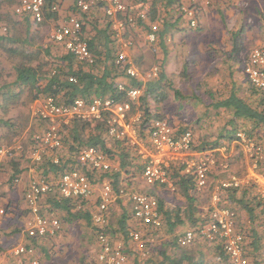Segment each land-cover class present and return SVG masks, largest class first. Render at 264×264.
I'll list each match as a JSON object with an SVG mask.
<instances>
[{
    "label": "built area",
    "instance_id": "built-area-1",
    "mask_svg": "<svg viewBox=\"0 0 264 264\" xmlns=\"http://www.w3.org/2000/svg\"><path fill=\"white\" fill-rule=\"evenodd\" d=\"M148 1L150 0H76L74 9L53 28L52 40L60 44L66 52L74 54L79 61L93 63L95 56L82 32L83 22L80 15L101 8L111 21L112 35L119 45L116 63L125 69L127 75L145 80L130 55L133 40L128 38L127 34L131 28L139 25V18H148L146 11L134 13L130 11V7ZM60 4L61 0H58L52 5L51 10L60 11ZM209 4L210 0H189L188 4L183 3L180 10L183 13L184 23L192 29L199 27L202 22V8ZM44 7L45 0H20L15 12L19 16L28 15L34 23H39L44 19ZM158 29V24H150V30L146 33L148 43L157 40ZM244 72L251 84L264 93V37L251 51L245 62ZM158 73L159 65L156 64L147 76L150 78L157 76ZM119 89L126 91L128 100L119 101L114 97L86 99L79 96L71 103H65L52 95L34 100L29 105V112L33 118L41 122L42 128L33 137L32 157L36 161H41L44 153L61 149L65 127L74 119L106 120L108 135L136 150L143 164L142 177L147 184L174 191L176 186L172 171L174 167H178L183 174L194 178L197 192L211 190V221L198 229L192 228L180 234L179 244L189 246L197 236H200L212 242H220L230 257V264H250L245 255V237L237 229L235 213L219 204L222 201L223 190L246 185H252L264 200L263 145L255 141L246 131H238L230 144L196 151L193 148L192 129H185L182 124L175 125L166 117H156L149 126L147 124L142 127L141 112H132L133 103H139L142 89L140 87L126 89L123 83L119 84ZM10 149L11 147H0V161ZM75 155L81 165H86L95 172L119 170V165H115L112 159L96 146L77 145ZM239 158H243L249 164L242 175L232 171V165ZM54 162L59 163L60 157H54ZM215 170L219 171L218 175H226V177L212 182L211 176ZM99 181H101V202L92 213L99 246L96 264H129L132 259H136L137 264H152L148 259L150 251L147 240L141 231L133 229L129 232L135 250L131 256L126 245L123 242H114L104 229L109 224L107 215L109 206L118 197L126 196L135 220L145 226L160 227L162 216L157 196L152 192L128 193L123 186L119 193H116L109 178ZM96 185L87 172L78 167L70 168L56 181L43 177L32 179L24 194L27 238L40 240L54 235L61 227L58 218L43 212L42 201L47 195L58 191L64 198L88 200L93 196ZM4 212L5 210L0 208V213L4 214ZM261 257L264 263V249L261 250ZM11 258L15 261L26 259L27 264H40L31 244L28 246L19 243L11 247L0 257V264H11ZM201 264L213 263L207 261Z\"/></svg>",
    "mask_w": 264,
    "mask_h": 264
},
{
    "label": "trees",
    "instance_id": "trees-1",
    "mask_svg": "<svg viewBox=\"0 0 264 264\" xmlns=\"http://www.w3.org/2000/svg\"><path fill=\"white\" fill-rule=\"evenodd\" d=\"M14 1L11 0L12 3ZM57 1L45 0L44 19L39 23H34L28 15L23 16V19L27 23V28L24 33L20 31L18 21L7 14V30L5 33H0V49L11 60L16 76L15 80L10 83H6L5 81L4 85L0 86V90L6 88V97L11 99L13 104L16 102L14 98H18L26 89L33 101L43 96L52 95L62 102L71 103L79 96L86 99H92L94 97H114L116 100L125 101L128 100V96L126 91L119 89L120 83H123L126 89L140 87L142 94L139 103H133L132 112H141L142 127L147 124L149 126L152 119L156 118V114L152 112L150 99L160 103L167 99L168 90L173 88V81H170L165 71V61L159 63L158 76L153 79L140 80L127 75L125 69L116 63L119 48L115 38L112 36V32L109 31L111 21H107L100 26L99 23L96 25L90 19L91 12L81 13L80 17L83 22L82 32L86 36L90 49L95 56L93 63L87 64L81 62L74 54L63 51L62 49L61 51L56 49L49 41L46 45H40L39 42L42 36L39 32H46L51 22L59 21L63 17L60 11L51 10L52 5L57 3ZM3 2L4 0H0V10ZM147 3L151 4L146 11L148 18H139L138 24L146 30H150V24L160 20L157 40L150 44L153 47L155 45L164 46L170 30L179 28L180 22L184 21L183 13L180 10L184 2L183 0H150ZM209 6L202 8L204 14ZM72 9H74V6ZM171 9L173 11L175 9L177 14L176 17H173L174 21L168 18L169 13L172 12ZM165 11L168 16L162 15ZM101 20L103 23L107 20V17L105 16ZM88 23H92L94 28H96V31L93 29L95 33L92 35L88 33ZM200 27L201 25L195 29L200 30ZM240 32L241 29L234 34V47L227 55V59L230 62L233 61V58L236 59L242 49V46L238 43ZM57 45L62 47L60 44ZM136 63L139 66L141 62L136 59ZM230 74L231 77L226 80L229 86H231L228 94L226 92L229 89H222L223 86L213 88L209 85L207 88L211 102L205 105L206 111H213V115L222 117L224 123L222 128L218 130L217 135L211 140H207L206 138L200 139L199 136L195 135L193 148L196 151L230 144L235 139L238 131H246L255 141L264 147V93L251 84L246 73V89L244 88L245 84L240 85L237 83L238 80L234 78L235 72L233 70L230 71ZM11 85L16 88H11ZM17 88L18 92L15 93L14 91ZM178 92L179 90H176V93ZM29 119V115H26L22 121L18 118L0 117V127L5 130L0 133V138L1 136L11 137L20 134L26 128ZM107 126L106 120L74 119L70 125L65 127L63 135L61 149L66 150L67 153L65 152L60 157L59 163H55L54 158L47 157L44 162L38 164L36 173L41 175V177H49L51 175L59 177L70 168L78 167L87 172L93 181L103 180L106 177L109 178L116 193H119L120 188L124 184V176L127 179V187L128 185L132 186L134 181L141 176L143 164L132 146L115 140L108 135ZM188 128H190L188 125L187 127L185 126V129ZM193 130L194 133L195 129ZM77 145L96 146L111 159L118 162L119 170L95 172V170L88 168L86 165H81L74 155ZM20 165V161H12L13 172L10 177L12 186L15 185V180L24 171V169L20 168ZM172 176L177 186V191L184 203L175 207L169 205L166 208V200L164 197L155 194L159 201L162 225L157 228L145 225L140 226L145 236L148 233L152 235V240L147 241L152 251L148 259L152 264L204 263L207 261L205 257L203 255L199 256L192 248L199 236L189 246L180 245L174 236L164 243L154 242L157 234L162 235V230H166L168 234H171L176 227L183 226V224H190L193 229H198V227L205 225L207 220H211L208 216V212L212 208L211 205H209L205 213L207 216L203 214L201 218L197 217L195 219V212L197 210L195 203L200 198V195L196 190L194 178L183 174L178 167H174ZM156 189L162 188L154 185V188H151V192L154 193ZM221 196L222 201L219 205L229 208L236 215L237 229L245 237V255L249 259L250 264H263L261 250L264 249V200L260 198L252 185L225 189L221 192ZM46 197L47 203H44L43 209L45 208L49 213H55L57 210H61L69 215V218L65 219L66 221L73 222L82 220L87 225L93 223L91 210L89 207L84 206L85 199L64 198L58 191ZM120 198H117L118 202L121 201ZM77 203H81L82 206L74 212L73 209ZM124 208L127 212L115 224L109 222L104 231L112 236L113 234L117 235V232L120 231L126 236L125 238H128L134 218L131 210L127 207ZM240 209L246 211L249 217L246 219L241 218L239 215ZM183 214L187 216L188 222L186 223L183 219ZM247 220L251 221L250 224H247ZM95 230L97 231L96 227ZM29 242L36 249L35 244H38L39 240L32 239ZM210 242L214 244L216 249L214 251L216 252L214 257H220V259H214L211 262L214 264H230V257L221 243ZM17 261L27 264L26 259H18ZM132 264H137V260L132 259Z\"/></svg>",
    "mask_w": 264,
    "mask_h": 264
},
{
    "label": "rangeland",
    "instance_id": "rangeland-1",
    "mask_svg": "<svg viewBox=\"0 0 264 264\" xmlns=\"http://www.w3.org/2000/svg\"><path fill=\"white\" fill-rule=\"evenodd\" d=\"M19 2L20 0H15L13 3L11 0H4L2 3L0 10L2 19L0 21V33H5L7 30L6 19L8 15H11L17 21L19 18H23V16L19 17L15 12V7ZM63 2L64 0H61L60 12L64 18L65 12L64 9H62ZM183 2L188 4L189 0H183ZM149 5L151 4L144 3L143 5H133L130 7V11L134 13L147 11ZM209 5L206 13L202 15L200 30L192 29L188 27L184 21H181L179 28L170 30L164 46L155 45L153 47L148 43L146 41V33L148 30L140 25L136 28H131L127 34V37L133 40V46L130 48V55L135 64H137L136 59L141 62L137 67L143 73L145 80L157 77L158 75L148 78L149 76L147 75L154 65H159L160 62L165 61V63H167L166 70L169 73L168 77L170 81H173V88L168 90V97L166 100L157 103L153 99H150L152 112L156 114V117L168 118L175 125H177V123L182 124L183 128L188 125L192 131L195 129L193 133L194 137L196 135L199 136L200 139L206 138L207 140L213 139L224 123L222 117L214 116L213 111H206L205 105L211 102V97L207 92L208 86L210 85L213 88L223 86L222 89H229L226 92V94H228L231 86H229L226 80L231 77V66L234 67V78L238 80L237 83L244 85L246 83V75L244 73L245 62L251 51L261 43L264 37V0H210ZM171 11L169 16L166 11L163 12L162 15L168 16L171 21H174L173 17H176L177 14L175 9L174 11L171 9ZM107 21L110 20L107 18L105 22L102 23L101 21L99 25H103ZM23 22H21L22 25L19 26V29L24 33L27 28V23ZM154 23L159 25L160 20ZM90 24L91 27H89ZM90 24L88 23V33L90 31L94 34L96 28H94L92 23ZM57 25H59L58 21L51 22L46 32H39L42 34L41 43L47 40L45 33L48 31L49 35ZM111 29L112 27L110 26V32H112ZM239 29H241V32L238 43L242 46V49L236 59L233 58V61L230 62L227 59V55L234 47L233 37L235 32H238ZM48 39L49 43L53 44L56 49L65 51L63 47L58 46L52 40L51 34L48 36ZM116 43L118 45L117 41ZM2 51L3 50L0 49V86H3L5 81L6 83L14 81L16 76L14 69H9V66L12 64L11 60L8 61L7 54ZM1 59L5 60L1 61ZM11 88L16 87L11 85ZM244 88H247L246 84ZM176 90H179V92L176 93ZM1 91L3 95L0 98V103L5 97L4 93L6 92V88H2ZM14 101L16 102L14 104L11 103L12 108L8 110H4V108L0 107V117L18 118L22 121L26 115H29L30 119L26 128L23 129L20 134L11 137L1 136L0 138V147H11L10 152L0 161V179L2 180V186L0 188V208L5 210L4 214L0 213V257L11 247L29 241L25 233L26 210L24 204L22 205L23 200L21 199L26 190H23L21 197H19L20 195L18 192L12 193L11 199L9 198L11 191L5 193L3 190V186L7 183L10 185L12 184L10 181L13 172L12 161L19 160L24 166V170L25 168L28 170L34 169L35 175H31L29 180L31 181L32 179L42 178L41 175L36 173V167L39 163L44 162L47 157H61L66 152L64 149L48 151L43 154L41 161H36L31 155L33 137L36 132L41 130L42 125L41 122L33 118L29 112V105L33 100L26 89L18 98H14ZM2 131L5 130L0 127V133H2ZM112 161L115 165H119L117 161L113 159ZM21 177L22 175L17 178L18 181L14 182L15 186L19 184ZM43 178L56 181L59 177L51 175ZM95 183L97 187L94 195L97 196L101 190V181H95ZM123 183V188H125L128 193H146L151 192V188H154V185H149L145 182L142 173L141 176L134 181L132 186L128 185L127 187V179L125 176ZM15 190L16 189H14V191ZM209 191L208 189L200 192V196L206 198L207 204L210 203L211 200V198L208 197V194L209 196L211 194ZM154 194L164 197L166 202L170 205L176 206L183 202L177 190L171 191L166 188L156 189ZM120 199L122 202L127 201L128 196L121 197ZM46 201L47 197L43 199L42 206L44 203H47ZM115 203H118L119 206L118 201ZM127 204V208H129V202ZM94 205L95 203L92 206ZM81 206V203H77L76 207H73V211L75 212L80 209ZM43 212L58 218L61 227L54 235L46 236L40 239L38 244H35L38 256L40 257V264L97 263L98 243L93 223L87 225V223L82 220L73 222L66 221L65 219H68L69 215L61 210H57L55 213H49L44 208ZM116 214H118V212H115V215ZM133 221L134 223L132 222L131 230H133L135 224L140 225L135 219H133ZM109 222L114 223L112 217L109 218ZM137 230L144 233L141 227ZM115 236L117 237H113L114 241H117L119 237H121L119 239H125L122 237L123 234L121 233ZM129 236L130 235H128V238L125 240L128 246L127 250L132 256L135 250ZM160 236V234H157L154 238V242H160ZM145 239L148 242L151 241V233H148ZM130 261L129 264H132V260Z\"/></svg>",
    "mask_w": 264,
    "mask_h": 264
},
{
    "label": "crops",
    "instance_id": "crops-1",
    "mask_svg": "<svg viewBox=\"0 0 264 264\" xmlns=\"http://www.w3.org/2000/svg\"><path fill=\"white\" fill-rule=\"evenodd\" d=\"M75 1L76 0H64V2H63V8L62 9H64V12H65V15L69 12V10L70 9H72V7L74 6V4H75ZM94 11L92 12V15H91V17H90V19L92 20V21H94V23L97 25L98 23H100L102 20H98L97 21V19H100V18H102L103 16H106L105 15V13H104V11L101 9V8H97V9H93ZM20 17V16H19ZM22 17V16H21ZM63 18V17H62ZM62 18L59 20V21H61L62 20ZM204 18V17H203ZM24 21V19L23 18H19L18 19V23L20 24L19 26H21L22 25V23L21 22H23ZM58 21V23L60 24V22ZM26 21H24L23 23H25ZM28 22V21H27ZM90 24V23H89ZM100 26V25H99ZM89 27H91V24L89 25ZM51 33H49V35H50ZM89 34L90 35H92L93 33L92 32H90L89 31ZM48 35V33H46V36H49ZM41 36H42V34H41ZM48 41H49V39H48V37H47V40H45V42H43V43H41V41L39 42V44L40 45H46V44H48ZM119 46V45H118ZM3 52V51H2ZM3 53H5V52H3ZM6 54V53H5ZM5 59H1V61H4ZM8 61H9V58H8ZM166 66H167V63L165 64ZM11 68H13V64H11L10 66H9V69H11ZM231 68V70H234V67H230ZM165 71H166V74L167 75H169V73L167 72V70H166V68H165ZM15 93H17L18 92V88L17 89H15V91H14ZM5 94V97H4V99L2 100V102L0 103V107L1 108H4V110H8V109H10V108H12V105H11V103H12V100L11 99H8L7 97H6V92L4 93ZM22 94H23V92H22ZM2 91L0 90V98L2 97ZM7 155V154H6ZM19 161V160H18ZM248 161H246V160H244L243 158H239V159H237L235 162H234V164L232 165V167H234V168H232V171H234L235 173H237L238 175H242V173L243 172H245L246 171V168L248 167ZM20 168H22V169H24V166L21 164L20 165ZM34 169H26L25 168V170L21 173V175H22V177L20 178V181H19V184L17 185V186H12V185H10V184H6L5 186H3V190H4V192L5 193H7V192H10V194H9V198L11 199V194L12 193H14V192H18V194L20 195L19 197H21V193L23 192V190L25 191L26 190V188H27V186H28V184H29V180H30V177H31V175H33L34 174ZM219 174V171H217V170H215L214 171V173L212 174V176H211V181L212 182H214L215 180L217 181L219 178H222V177H226V175H218ZM35 175V174H34ZM174 181V180H173ZM214 184V183H213ZM1 186H2V180L0 179V188H1ZM174 186H176V184H175V182H174ZM14 189H16L15 191H14ZM175 190H177V186H176V189ZM3 192V191H2ZM199 193V192H198ZM197 193V194H198ZM209 193H211V190L209 191ZM199 195H200V193H199ZM198 195V196H199ZM98 196V197H97ZM97 196H95L94 194H93V196L92 197H90L88 200L86 199L85 201H84V206H86V207H89V209L91 210V213H93L94 211H96V209H97V207H98V205L100 204V202H101V199H100V193H98V195ZM18 197V196H17ZM16 197V198H17ZM201 197V196H200ZM208 197L210 198V196H209V194H208ZM182 198V197H181ZM23 201H22V205L24 204V195H22V198H21ZM183 200V199H182ZM115 202H117V200L115 201ZM113 203V204H111L110 206H109V209H108V212H107V215H109L108 216V218H111L112 217V220H113V222H114V224H115V222H117L119 219H120V217L125 213V212H127L126 211V209L124 208V206H126L127 207V203H128V200L127 201H124V202H122V201H120L119 202V206H118V203L116 204V203ZM95 203V205L94 206H92L93 204ZM184 203V201L182 202V204ZM123 204V205H122ZM182 204H180V205H182ZM169 205L170 204H168L167 202H166V208L167 207H169ZM195 207H197V210H196V212H195V219L197 218V217H199V218H201V216L204 214V216H207V214H205L206 213V211H207V209L209 208V205H212V203H208L207 204V201H206V198L205 197H201V198H198V200H196V203H195ZM171 207H175V205H170ZM176 206H178V205H176ZM130 208V207H129ZM128 208V209H129ZM115 212H118V214H116L115 215ZM239 215L241 216V218H243V219H246V218H248L249 216H248V214H247V212L246 211H244V210H239ZM208 216H209V218L211 219V212L209 211L208 212ZM118 217V218H117ZM116 218H117V220H116ZM183 219H184V221H185V223L186 222H188L187 221V216H186V214H183ZM137 223H138V221L137 220H135ZM209 221H211V220H209ZM208 220H207V222H209ZM250 220H247V224H250ZM133 223H134V221H133ZM140 225H142L141 223H140ZM140 225H137V224H135L134 225V228L133 229H139L140 228ZM139 226V227H138ZM193 227L190 225V224H186V225H184L183 224V226H178V227H176L173 231H172V233L171 234H168V232H166V230H162L163 231V233H162V235L160 236L161 237V241H160V243L161 242H166L168 239H170V238H172V236H174V238L176 239V240H178V236L180 235V234H182L183 232H185L186 230H189V229H192ZM131 230V229H130ZM120 233L122 234V232H120V231H118L117 232V235H120ZM109 234V233H108ZM110 235V234H109ZM110 237H111V239L113 240V237H117V236H115L114 234H113V236L112 235H110ZM122 237H126L125 235H123ZM119 238H121V237H119ZM117 239V241H114V242H117V243H119V242H123L125 245H126V247L128 248V246H127V242H126V238L123 240V239ZM129 238H130V241H131V243H132V246L134 245V242L131 240L132 238L129 236ZM28 243H25L26 245H28V244H31L29 241H27ZM147 245H148V243H147ZM97 248H98V251H99V246H98V244H97ZM148 248H149V251L150 252H152L151 251V248L149 247V245H148ZM192 248L196 251V253L199 255V256H204L205 257V260H207L208 262H211V260H218V259H220V257H214V255L216 254V252H214L216 249H215V247H214V244L213 243H211L209 240H207V239H203L202 237H200L199 236V238H198V240H197V242L192 246ZM224 248V247H223ZM202 252V253H201ZM34 255H35V257H37L38 259H39V261H40V257L38 256V252L36 251V249L34 248ZM206 261V262H207ZM10 263L11 264H23V263H21V262H19V261H15V260H13V259H10ZM213 263V262H212ZM262 263V262H261ZM214 264V263H213ZM222 264V263H221ZM264 264V263H263Z\"/></svg>",
    "mask_w": 264,
    "mask_h": 264
}]
</instances>
